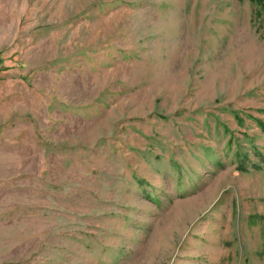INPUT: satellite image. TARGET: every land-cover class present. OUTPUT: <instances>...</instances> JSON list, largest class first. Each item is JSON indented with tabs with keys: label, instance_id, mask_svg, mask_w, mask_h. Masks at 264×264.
I'll return each instance as SVG.
<instances>
[{
	"label": "rangeland",
	"instance_id": "rangeland-1",
	"mask_svg": "<svg viewBox=\"0 0 264 264\" xmlns=\"http://www.w3.org/2000/svg\"><path fill=\"white\" fill-rule=\"evenodd\" d=\"M0 264H264V0H0Z\"/></svg>",
	"mask_w": 264,
	"mask_h": 264
}]
</instances>
